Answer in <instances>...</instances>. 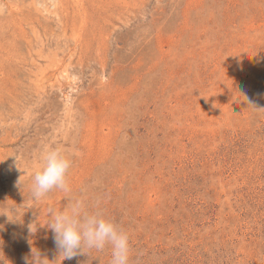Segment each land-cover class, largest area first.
<instances>
[{
  "label": "rangeland",
  "instance_id": "374dc122",
  "mask_svg": "<svg viewBox=\"0 0 264 264\" xmlns=\"http://www.w3.org/2000/svg\"><path fill=\"white\" fill-rule=\"evenodd\" d=\"M46 149L71 191L34 201ZM72 199L128 233L129 264H264V0H0L4 264H109L40 225Z\"/></svg>",
  "mask_w": 264,
  "mask_h": 264
},
{
  "label": "clouds",
  "instance_id": "9594fccd",
  "mask_svg": "<svg viewBox=\"0 0 264 264\" xmlns=\"http://www.w3.org/2000/svg\"><path fill=\"white\" fill-rule=\"evenodd\" d=\"M18 169H21L17 164ZM71 161L58 149H46L42 155V164L32 176L30 195L32 200L39 201L53 189H59L65 193L71 191L67 183L68 170ZM24 171V170H23ZM18 186L21 185L18 181ZM21 191L23 192L22 188ZM68 198V197H67ZM69 199V198H68ZM34 207L27 205V208ZM15 212V209H12ZM6 215L9 221H19L9 218L8 212H0ZM47 215L49 219L46 226L53 233V240L58 249V256L64 259H72L74 256L85 253L87 250L104 251L110 249L111 258L109 264H129L130 243L128 233L114 221L106 218L99 212H89L81 199H72L61 210L49 207ZM28 225L30 234L37 231ZM32 245V239H29ZM24 264H49L50 260L43 255L34 245L29 254L23 257ZM0 264H4L0 259Z\"/></svg>",
  "mask_w": 264,
  "mask_h": 264
}]
</instances>
